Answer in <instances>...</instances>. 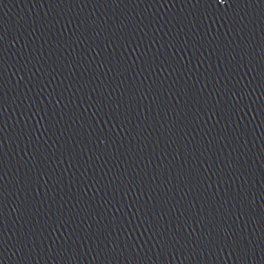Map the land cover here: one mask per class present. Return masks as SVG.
Instances as JSON below:
<instances>
[{"label": "water", "instance_id": "95a60500", "mask_svg": "<svg viewBox=\"0 0 264 264\" xmlns=\"http://www.w3.org/2000/svg\"><path fill=\"white\" fill-rule=\"evenodd\" d=\"M0 264H264V0H0Z\"/></svg>", "mask_w": 264, "mask_h": 264}]
</instances>
